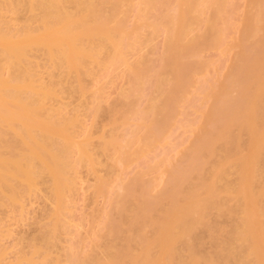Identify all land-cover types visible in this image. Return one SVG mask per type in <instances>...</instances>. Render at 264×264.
<instances>
[{"label": "bare ground", "instance_id": "1", "mask_svg": "<svg viewBox=\"0 0 264 264\" xmlns=\"http://www.w3.org/2000/svg\"><path fill=\"white\" fill-rule=\"evenodd\" d=\"M127 1L129 0H0V210L1 207L4 209L10 207L8 210H11L12 208V211L13 209H15L14 211H16V209L21 211L25 210L24 206L26 205H24V200L27 199V196L29 197L28 199L34 196H37V198L40 196L41 199L43 198L44 200L49 198L50 201L54 202L52 204L56 205L55 212H46L48 217L45 215L46 221L42 222L43 225H40V223L38 224L40 226L36 225V227L38 226V229L37 233L34 234L37 236L32 235L33 237L30 239L31 242H29L32 243V245L30 244L29 246L32 251L28 249L30 255H28L29 251H27L28 256L23 255L26 254V250L24 251V249L27 247L23 248L21 246L22 249L19 248V251H21L18 255L16 254L17 257L14 258L15 260L12 263H8L7 261L6 263L5 251L0 252V264L54 263V261H52L53 259L51 260L52 255L49 253L51 249L53 250L54 244L60 240V237L62 236L61 233L67 230L66 222L60 213V201L65 194L74 187V182L77 178V176L74 177L77 174V166L83 168L86 167L89 171L92 170L90 171L91 173H94V160L93 157L88 154V143H83V140L82 143L76 141L77 136L74 129L80 123H78V119L73 117L74 115L68 117L69 115L67 116V114L64 113L66 110L64 95H69V98H71V96H73L72 93L75 95L81 91L80 89H84L82 85L83 77L89 75L93 71L94 66L102 68L105 65H111V63H126L124 58V48L126 45L130 49L132 47L129 40L131 32L122 24L124 21V15L122 13L124 10L122 8L124 7L123 4ZM141 2L142 7L144 6L143 8H146L147 11H151L150 9L153 10V7L155 8L157 6V0H142ZM176 2V6L178 5V12L176 13L174 11L176 15L168 18L166 13L168 15H170V13L165 12L164 15H166L167 18L164 17L165 19H162L163 22L167 20V24L162 25L168 27L166 30L168 36L166 35L167 39L165 42L166 45L164 43V49H167L166 46L168 47L170 50L168 51L169 55H172L173 53L178 55L180 52L183 54L185 50H187V53L194 49L193 47L196 44L194 45L191 42L195 41L197 43L199 39H193L194 36L190 38L189 29L193 30L191 26L199 22L198 19L201 18L199 15L201 16V11L204 8L203 5L210 9V13H213L212 15L208 14L205 26L203 25L204 29L206 27L204 35H202L203 38L205 37L204 39H208V37L211 34L213 35L216 31L214 30L213 33L211 32L216 26V20L221 17L218 15L219 12L221 14V9L227 6L225 4L227 2L226 0H177ZM121 6L122 8L120 9ZM106 7L110 8V13H106L107 16L103 17L104 15L102 14V11ZM143 8L141 10H144ZM208 9L206 11H208ZM144 12L140 11L141 14H139V16L142 15V13L145 14ZM203 12L205 11L203 10ZM147 13L146 15L148 16ZM119 15L122 16V19L120 17V19H117ZM146 15L144 16L147 17ZM159 16H161V14H159ZM201 20L200 22H202ZM154 24L155 25L151 24L150 26H153L151 29L153 28L154 31L152 32L155 33V31L158 32L157 29L159 25L157 23ZM259 24H261V26H258V24L255 23H250L247 27V32H250L249 34H253L254 31L263 32L261 37L263 38L264 18H260ZM195 25L193 26L195 27ZM200 25L201 24L198 26ZM212 35L210 38L213 37ZM187 36L191 40L188 39ZM186 38L188 40H186ZM185 40L188 42L186 43ZM262 42L264 43L263 39L262 41L260 39L258 44L260 45ZM188 43L192 45L190 46ZM263 43L261 45L264 47ZM187 44L189 49H187ZM166 52L164 56L170 57L169 55H166ZM175 56L176 55L163 60L164 63L162 67L164 70L166 69L164 68L165 66H168V69L174 66V70L177 67H180V56ZM245 56L246 55L244 54L243 57ZM246 58V61L250 59H248V57ZM181 59H183V57ZM142 60L144 61V59ZM246 61L244 59L245 67H243L245 73L251 69L247 67L246 70ZM250 61H252V59L248 61L249 64ZM174 62L175 65L172 66ZM143 63L145 66V61ZM141 65L143 64H141L140 61L136 66L130 65L128 67L130 78L132 76L134 77L132 78L134 81L129 82H138L136 84L137 86L144 83L141 78L143 77L142 73L145 69H141ZM254 65H257L256 62ZM254 65L252 66L251 71L259 66ZM261 66V69L257 68L258 71H261L258 72L256 71L257 69L255 70L259 75L258 76L257 73H255V76H258V83L255 82V71H253L252 76L248 75L251 73L249 70L250 73L246 74L249 76V79L252 80L253 78L252 82L249 80L250 82H248V86L247 83L242 82L245 85H242L243 88L239 87L242 88V90H247H243L245 93L243 94V97L247 95L249 98L247 99V96L245 97L247 100L246 107L248 109V114L244 120L240 121L237 127L239 132L235 135V138L233 137L234 135H231L235 140L233 139L232 141H229L228 139L227 141L223 139L227 142V147L225 144L222 145L224 147L223 149H220V151L214 150L211 151L213 152L211 153L210 150L212 148H207L211 153V156L215 157L217 161L213 164L214 167L212 166V169L210 168L212 171H210V174L207 172V175L203 171L207 177H200L202 183L200 182L199 187H201L200 189L202 190V193H200L201 190L198 191L199 187L197 186H195L197 191L193 188L194 193H183L184 191L182 192L181 188L182 185L179 184L181 191L178 188L179 185H177L179 190L178 193L181 192V196H183L181 200L186 204H179L177 209H175L176 206H174L175 208L173 207L172 210L169 207L171 211L165 212L164 210L163 212V209L159 211L162 212L163 215L161 214L160 217L158 216L156 219L160 220L161 223H157L159 221L155 222L158 224V228L155 230V233L150 234L152 236H148V232L145 235H142L144 236L142 239L145 241H143V244L141 243V246L139 245L142 250L141 253L136 256L130 254V250H132H129V245L132 241V234L130 233L132 231L125 229V231L130 232V235H127L131 238L130 239L126 235L125 242H123L125 246L120 245L119 247H121V249H118L119 247L117 248L116 246L112 247L114 243L111 241L113 244L108 249L106 248L103 253V255L106 253V260H99L98 258L91 257L87 264H119L118 262L122 263V260L119 257H127L126 253L131 258L130 264H264V62H262ZM163 69L161 68V70ZM168 69H166L165 72ZM173 69H170V72ZM159 72L161 71L159 70ZM163 75H160L156 82L159 84L158 90L164 83H166L164 85H167V83L171 81L163 82V80H165L161 79V76ZM247 75L246 77L243 76L244 78L242 76V78L239 77L242 81L244 80L246 82ZM74 79L75 81L73 82H76V86L74 83L73 87L71 85L69 86V82H72ZM160 80L161 82H159ZM253 82L257 84V89L255 87L256 84H253ZM131 83L129 85H131ZM176 84L178 85V83ZM235 84H237V82ZM136 85L133 87L138 88ZM253 85L255 90L252 88ZM178 86L181 87L180 85ZM178 86L176 88H178ZM133 87L130 86V88ZM250 88H252L251 90L253 91H251ZM135 89H133V91ZM130 90H127L128 94H131ZM138 90L136 89L137 92ZM179 90L181 92V89ZM226 90L227 85L224 87L223 91L226 92ZM248 91L252 93L251 97H249L251 93L247 94ZM137 92L134 93L133 96L137 95ZM82 93L83 91H81L79 95ZM123 93L121 92V95ZM125 93L123 94V97H121V99L123 98L122 104L124 103L125 106L127 105L131 106V108H136L132 96H129L130 94L127 95V97L129 96L128 99L130 98L133 103H130V99L127 101L128 104L124 101ZM172 94H174V92ZM243 97H239V101L237 100L236 102H240L241 99L240 103H245L246 100L243 99ZM116 101L118 102V99ZM119 103L120 105L118 106ZM119 103H116L117 108H115V102L113 104L115 109V111L113 110L114 115L118 111V113L121 114L120 112L122 111L120 110L125 111L127 109L129 114L130 107L124 109V104V107H121V102L119 101ZM240 103H237V105H239L241 109L244 108L245 105L243 104L244 107H242ZM113 105H111V107ZM155 105L156 103H152L151 106H153V109L151 106L148 109L153 113V115H151L153 119L150 122V124H152H149L148 126L146 125L148 128L145 133L146 135L144 134L143 137H140V142L144 144L143 146L145 148L155 140V126L157 127V121H159L156 116H158L160 114L159 111L163 109L160 108L162 106L158 107L159 104L156 105V107ZM98 107H96L95 111H100ZM134 108L133 110L135 112ZM159 108L161 110H159ZM98 111L97 117H99ZM134 112H131V115ZM150 112L147 111V114H150ZM121 115H123V113ZM131 115H128V117H131ZM154 119L157 121L153 122ZM122 120H124V118ZM145 120L146 119L144 118L142 124ZM160 123L158 125H160ZM136 125L139 126L140 124ZM240 125L241 127H239ZM143 127L145 128V126ZM132 131L135 130L132 129ZM134 134L135 133H133V135ZM243 134L248 137V144L245 149L240 150L239 142ZM142 138H144L143 142ZM114 139L112 138L113 141H111L113 144L117 142H114ZM237 140L238 143L236 142L237 147L235 148L236 145L233 141ZM87 141L88 139L85 142ZM109 142L110 141L102 143L103 145L101 144L102 146L99 149L103 153L109 152V149L113 150L114 148H118L115 147L116 144L112 146V143ZM204 142L202 140L201 144L198 146L204 148L203 144L206 147V143H211L210 141H206V143ZM218 142L219 141H217V143ZM228 142L230 143V146L228 145ZM210 146L213 147L212 144ZM199 148L197 147V150L194 149L193 151H200L198 150ZM235 149L237 150L235 151ZM75 150H77L76 153H78V155L74 161L72 160V158H74L72 155ZM203 150L204 149H201V151ZM207 152L204 150L205 154ZM193 153L188 155L189 159ZM210 153H207V155L209 154L210 156ZM196 154V157L194 154V159H198L199 156L202 159L205 157L204 154H202L203 157H201V155L198 156L199 153ZM188 156L187 160L189 162L193 157L189 160ZM202 159L201 161L199 160L201 166L203 163ZM196 162L197 161L190 162V165L193 163L195 164ZM192 166L188 168L187 165V169L184 168L183 171L191 169ZM201 166L196 169L200 170L198 168H202ZM176 178L177 176H175V179ZM179 178L180 177H178V179ZM181 178L184 179V177ZM178 179H176V181H178ZM256 185L258 188L254 187ZM42 191H45L46 193ZM36 192V195L33 194ZM41 193L44 196L41 195ZM185 194L187 196L184 200ZM191 194H193V197ZM45 196L48 198H44ZM177 202L182 203V201L180 202L179 200ZM182 205L184 206L182 207ZM155 209H157V207ZM18 217V220H20V216ZM22 219H24V217L21 218V221ZM221 220L222 223L225 222L224 224H226V226L223 224L225 227H220ZM127 221L129 220L127 219ZM127 221H125V223ZM125 223H122L123 227L129 222L124 225ZM129 225H131V223H129ZM132 226L129 227L130 230L133 229ZM205 227H208V229H205ZM5 228H0L1 236L3 233H6L7 235L9 232L8 234H11L10 230H6ZM202 228L206 232L207 239L211 241V246H213L212 248L214 249L208 253H206L207 250L204 251L205 249L203 250L202 248L204 246V238L198 235L200 231H203ZM122 229L123 228H120L121 232H123ZM111 232L114 234V229ZM4 234L3 236H6ZM115 240L117 239L115 238ZM126 242H128V244ZM132 243H134V240ZM135 245L138 244L136 243ZM57 258L59 259V257ZM69 264L71 263L69 262Z\"/></svg>", "mask_w": 264, "mask_h": 264}, {"label": "rangeland", "instance_id": "2", "mask_svg": "<svg viewBox=\"0 0 264 264\" xmlns=\"http://www.w3.org/2000/svg\"><path fill=\"white\" fill-rule=\"evenodd\" d=\"M141 1L142 0H129L125 2V4H123V8L122 6L120 7V9L122 8L124 12H126L124 13L121 10L124 15L123 20L125 21H123L122 24L126 26V29H128V31L130 30L131 32V35H129V40L132 47L130 49L126 45L124 48V58L126 60V63H111V65L108 64L102 68L94 66L93 71L89 75H85L83 77L82 85L84 89H80L81 91H83L81 95H79L81 91L77 93L76 90L75 92L77 94L74 95V93H72L73 96H71V98H69V95H64V103L66 104V112L64 111V113H66L67 116L69 115L68 117H72L74 115L73 117L78 119L77 121H79L78 123L80 124H77L79 125V127L77 125V127L74 129L76 132V136L78 137H76V141H79L78 143H82L83 140V143H88V154L91 155L94 160V173H91L90 171L92 170L89 171L86 167L83 168L81 166H77V174L75 173L76 175L74 176H77V178L74 182V187L69 190L60 201V213L64 221L66 222L67 230L61 233L62 236L60 235V240H58L56 244H54L53 250L51 249L49 253L50 255H52V258H50L51 260L53 259L52 261H54V263H58L60 261L58 264H69V262L71 264H87L89 263L91 257L98 258L99 260H106V253L103 255L106 248L108 249L109 247H111L113 243L114 245H112V247L116 246L118 248L120 245L125 246L123 242H125L124 240L126 239V235L130 233L128 231H132L130 233L132 234V239L129 237L130 234L127 236L132 241L134 240V243H132L131 241V246L129 245V250H133H130V254L136 256L141 253L142 250L139 245L141 246L143 244V241H145L144 239H142V237H144L142 235H145L148 232V236H152L150 234L155 233V230L158 228V224H156L155 222L159 221L157 223H161L160 220L156 219V217H160L161 214L163 215V213L159 211H161L162 209L163 212L164 210L165 212L171 211L174 206H176V208H174L177 209V206L179 204L184 203L183 200H181L183 198V196H181L182 193H178L179 190L181 191L180 185H182L181 188L182 192L184 191L183 193H194L193 188L196 190L195 186L199 187L200 182L202 183L201 176L205 178L207 172L210 174L212 172L210 168L212 169V166L214 167L213 164H215L217 161L215 157L211 156V153H213L211 151H220V149H223L224 146L222 145L224 144L227 147V142H225L224 140L228 141L229 139V141H232L235 138V135H237V133L239 132L237 127L240 121L244 120L246 118V115L248 114V109L246 107V98H249L247 95V97L245 96L246 98L243 97V94H245L244 91L247 90L243 89V91L242 85L244 83H247L248 86V82H250L249 80H251L249 79L248 75L253 76V71H255L257 68L261 69L262 67V62H264V47L263 45H261L263 42L260 43V45L258 43L260 42V39L261 41L262 39L264 41V37L261 38L263 32L259 31H254L253 34H249L250 32H247V27L250 23H255L258 24V26H261V24H259V21L260 18H264V1L226 0L227 2L225 4L227 6H223L225 9H221V14L219 12L218 15L221 16L220 19H218L219 17L217 15L218 20H216V26L211 32L213 33L214 30L216 31L213 33V35L211 34L213 37L210 38V35L208 39H204L205 37L203 38L202 35H204L206 29V27L204 29V26L206 20L208 19L207 16L208 14L212 15L213 13H210V9H208V7L206 8L205 5H203V10L205 12H203V10L201 11L203 14L201 13V16L199 15V17H201L202 20L200 18L198 19L199 22H197L198 25H201L198 26L195 23L196 25L193 24L195 25V27L193 25L191 26L193 30L189 29L190 36H188L190 38L194 36L193 39L195 38V40L199 39L197 43L195 41L191 42L194 45L196 44L195 46L193 45V48L195 50L192 49L193 51L191 50V53L188 51L187 54V50L183 48L185 50L183 54L181 52L179 53L181 55L173 53L174 55H176L175 57L180 56V67H177L178 69L176 68L175 70L173 69V65H175L176 62L175 59V62L172 64L173 67L170 68L173 69L171 72L170 69H168V66L164 67L168 69L166 72V69L164 70L162 67L164 63L163 60L165 58L174 56L171 52L170 53L172 55H169L168 51L170 50L167 46V49H164L167 39L166 35L168 36V34H166V30L168 29V27L165 26L167 24V20L164 21V23L162 19H165L164 17H166V15L168 16V18L176 15V13L178 12V5L176 6L177 0H168V2L167 0H157V6L155 8L153 7V10L150 9L151 11H147L146 8H143L144 6L142 7ZM142 8L144 10H141ZM109 9V7L103 9V17L107 16L106 13H110ZM207 9L209 12L206 11ZM140 11H145V14L142 13V15L139 16V14H141ZM165 12L170 13L171 16L167 13L166 15H164ZM146 13L148 14V16L146 15ZM159 14H161V16H159ZM120 15L117 17V19L119 17H122ZM144 15H146L147 17H145ZM200 20L202 22H200ZM154 23H157L159 25L157 29L158 32L155 31V33L152 32L154 31L153 28L151 29V27L153 26H150L151 24L155 25ZM189 37L188 39H190ZM188 39L186 38V40ZM187 42L188 41H186V43ZM188 44L186 45L187 47ZM187 49H189V47ZM165 52L166 55H169L170 57L164 56ZM244 54L246 55L245 57H243ZM182 57L183 59H181ZM246 57H248V59L250 58L249 60L252 59V61H250V64L248 63L249 60L246 61ZM142 59H144L146 63L145 66ZM244 59L249 65L248 66L246 64V70L247 67L252 69V66L255 64V62L259 66L255 69L253 68V71L249 69L251 73L248 70L246 73L250 74L247 75L244 71ZM138 61H141V64H143L141 65V69L143 68L146 71L144 70L142 73L143 77L141 76V79L142 81H144V83H140L141 85L137 86L136 84L138 82H129L134 81V79L132 80V78L134 77L132 76L130 78V71L128 67L130 65L136 66V64L139 63ZM161 68L164 70V72L163 70H161ZM159 70L161 72H159ZM256 71H258V69ZM256 71L254 72L256 81H254L258 83L257 78L259 75ZM161 73H163L164 75ZM255 73H257L258 76H255ZM245 74L247 75L246 82L240 79L241 76L246 77ZM160 75L164 76H161L162 80L165 79L163 80V82H169L170 80L171 81L167 83V85H164L166 84L164 83V86H160V89L158 90L159 84H157L156 82L159 79L158 77ZM73 81H75V79L72 80V82H69V86L71 85L73 87V83L74 85L76 84V82ZM235 81L237 82V84H235ZM159 82H161V80ZM130 83L131 85H129ZM176 83H178V85H180L181 87H179ZM256 83L253 82V84ZM132 84H135L139 88V90L138 88L133 87L135 85ZM226 85L227 90L226 92H224L223 90ZM130 86L133 88H130ZM177 86L178 88H176ZM255 87L257 89V84L255 85ZM135 88L138 90V92ZM252 88H254V85L252 86ZM252 88H250V90ZM133 89H135V92L133 91ZM179 89H181V92ZM127 90H130L132 95L130 93L129 95ZM123 91L124 93L126 91L124 101L127 102L130 99H128V97L132 96V100L134 101V106H136V108H134L133 106L132 107L135 109L136 113L134 112L133 108H131V106H125V104L123 103L125 106L124 109H126V107H130L129 114L128 109L125 110L126 112L119 109L120 111H122L120 113H123V115L119 114V111L114 115V102L115 108H117L116 103L118 104L119 101L121 102V107L123 106V98L121 99L124 94ZM121 92L123 93L122 95ZM136 92L137 95L133 96V94ZM173 92L174 94H172ZM249 93L251 92L248 91L247 94ZM127 95L129 96L127 97ZM251 95L252 93L249 95V97H251ZM239 97H243V99L246 100L245 103L243 102L246 108L242 103H240L241 99L240 102H236ZM117 99L118 102L116 101ZM132 100H129L131 101V104L133 103ZM152 103H156V105L159 104L158 107L162 106L160 107L161 109L163 108L162 110L159 108V110H161L159 111V117L156 116L157 120H161L162 122L160 121V123L159 121L155 120L156 118L154 117L155 119L153 120V122L157 121V127L155 126V140L150 145H148L147 148H145L143 146L144 144L140 142V137H143L147 132V126L153 119V117L151 116L153 115V113H151L152 111L150 112L148 110ZM237 103H240V105L244 108L241 109V107L237 105ZM111 105L113 106L111 107ZM119 105L120 103L118 104V106ZM96 107H98V109L102 113L98 110L95 111ZM151 108L153 109V106H151ZM236 108L240 110H237ZM97 111L99 112V117H97ZM147 111L150 112V114H147ZM131 112H134V115H131ZM128 115H131L132 118L130 116L128 117ZM123 118L124 120H122ZM126 118L128 119V121ZM144 118L146 120L142 124ZM159 123L160 125H158ZM136 124L140 125L137 126ZM143 126H145L146 129ZM239 127H241V125ZM132 129H134L135 131H132ZM152 130L154 131L153 128ZM133 133H135L136 135H133ZM231 135H234V138ZM112 138H115L114 142L117 141L114 144H116L115 147L118 148L115 149L114 147H111L114 149H109L110 153H103L99 148L103 145L102 143L108 141H110L109 143H112ZM87 139L88 141L85 142ZM143 140L144 138H142V142ZM202 140L203 142L205 140L204 143H206V141H210L211 143H206V147L203 144L204 148H201L198 145L201 144ZM217 141L219 142L217 143ZM233 142L236 145V148L238 140ZM114 144L112 143L111 145L113 146ZM211 144L213 145V147L210 146ZM229 144L230 143L228 142V145ZM247 144L248 137L246 135L244 136L243 134L239 142L240 150L245 149ZM197 147H200L198 149L200 151H193L194 149L197 150ZM207 148H212L210 150L211 153L207 150ZM201 149H204L205 152L208 151L207 153H210V156L209 154L207 155V153L205 154L204 150L201 151ZM236 150L237 149H235V151ZM76 151L77 150H75L74 154L72 155L74 157L72 158V160L77 158L78 153H76ZM192 153L193 155L190 156V159L191 157L193 158L190 160L188 155H191ZM196 153H199L198 156L201 155V157H203L202 154H204L205 157L202 159L199 156L198 159H194L197 155ZM206 155L209 157H207ZM187 156L190 160L189 162L187 160ZM201 159L203 162L202 166L199 162V160L201 161ZM193 161H197L195 164H192L194 166L190 165ZM187 165L188 168H190L191 166L192 168L183 171L184 168L187 169ZM199 166H201L202 168H198L200 170H197L196 168ZM203 171L206 174L203 173ZM175 176H177L176 179L180 177L178 181H176ZM181 177H184V179ZM177 185H179V190L177 188ZM254 187L258 188L257 185ZM200 188L201 187H199L198 191L201 190ZM42 192L46 193L45 191ZM200 193H202V190ZM33 194L36 195L37 192ZM41 195L43 194L41 193ZM191 195L193 197V194ZM186 196L187 195L185 194L184 200ZM28 198L29 197L27 196V199ZM44 198L48 197L45 196ZM27 199L24 200L25 202L23 201L24 205H26L24 206V212L17 209L16 211H14L15 209H13L12 211V208L11 210H8L10 207L7 209L1 207L2 211L0 210V228L6 227L5 229H9L11 233L8 234V232L7 235L6 233H3L6 236H3V234L2 236L0 235V252L5 251V262L7 261L8 263H12L15 260L14 258H16L18 253H20L21 251H19V248L22 249V247H27L24 249V251L26 250V254H23L27 255V251H29L28 249L31 250L29 246L30 244L32 245V243L29 242H31L30 239L31 237H33L32 235H35L34 233H37V227L40 226L42 222L46 221V216L48 217V215H46V212H55L56 209V205L52 204L54 202L50 201L49 198L44 200L43 198L41 199L40 196H38V198L37 196H34L28 200ZM177 199L180 202L182 201V203H178ZM185 204L186 203H184V205ZM184 205H182V207ZM156 207L157 209H155ZM169 207L171 210L169 209ZM18 216H20V220H18ZM22 216L24 217V219H22L21 221V218H23ZM127 219L129 221H127ZM125 221L131 223V225H129V223L127 224V222L125 223ZM39 223L40 225H38ZM122 223H125L124 225H127L123 227ZM224 223H222L221 220L220 227H225L226 224ZM36 225L38 226L36 227ZM130 226L133 227V229L131 228L132 230H130ZM111 228L112 230L114 229V234L113 232H111ZM120 228H123V232H121ZM125 229H128V231H125ZM205 229H208V227H205ZM202 230L203 231H200L198 235L204 238V246L202 245V248L203 250L205 249L204 251L207 250L206 253H208L214 249L212 248L213 246H211V241L207 239L206 232L203 228ZM115 238L117 240L119 238L123 239H119L117 241L115 240ZM111 241H113V243ZM126 243L128 244V242ZM136 243L138 245H135ZM5 248L7 251L5 250ZM118 249H121V247H119ZM29 253L30 251L28 252V255H30ZM126 255L127 257H119L122 260V263L118 262L119 264H130L131 258L127 253ZM57 257H59V259ZM55 260L58 262H56ZM49 263L51 264L52 262Z\"/></svg>", "mask_w": 264, "mask_h": 264}]
</instances>
